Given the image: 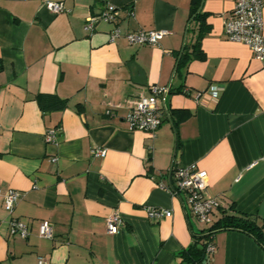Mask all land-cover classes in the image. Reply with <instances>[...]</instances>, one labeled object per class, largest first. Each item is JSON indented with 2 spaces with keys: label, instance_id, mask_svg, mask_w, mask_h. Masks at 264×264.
<instances>
[{
  "label": "crops",
  "instance_id": "crops-1",
  "mask_svg": "<svg viewBox=\"0 0 264 264\" xmlns=\"http://www.w3.org/2000/svg\"><path fill=\"white\" fill-rule=\"evenodd\" d=\"M60 1L65 10L54 14L45 0H0V189L22 195L12 215L0 196V264H180L178 254L211 226L161 187L173 165L208 173L207 194L221 203L213 224L235 213L264 225V62L225 37L234 0H202L205 58L179 70L198 34L192 0ZM107 3L123 33L169 34L157 46H134L111 42L114 24L86 31ZM155 85L170 87L167 120L154 136L130 131L126 115ZM212 86L216 102L204 96ZM39 94H56L68 108L44 114ZM95 148L105 157L94 158ZM148 207L172 217L151 220ZM114 211L124 225L110 235ZM11 217L28 225L27 239L10 235ZM45 221L52 239L39 236ZM210 240L216 252L206 264H264V248L243 231Z\"/></svg>",
  "mask_w": 264,
  "mask_h": 264
},
{
  "label": "built area",
  "instance_id": "built-area-1",
  "mask_svg": "<svg viewBox=\"0 0 264 264\" xmlns=\"http://www.w3.org/2000/svg\"><path fill=\"white\" fill-rule=\"evenodd\" d=\"M46 7L54 14L64 12V3L60 0H45ZM264 0H234V7L224 22V34L227 40L242 43L249 47L253 56L264 62ZM118 17L117 7L107 3L106 8L97 16L87 18L84 29L92 32L99 22L114 24L110 34L111 42L124 39L129 45L134 46H157L160 40L169 34L167 30H137L123 33L116 19ZM170 87L152 86L150 95L140 97L129 110L125 117L127 127L130 131H143L154 136L168 118L165 100L170 94ZM185 92H187L185 90ZM219 88L212 86L204 93L209 100L216 102L219 98ZM202 96L201 93L197 97ZM162 102V105H159ZM56 129L50 130L46 135L48 143L56 142ZM94 158H104L105 149H92ZM55 161V159H54ZM208 173L200 170L197 165L187 167H171L168 173V183L161 187L172 195L182 197L190 213L203 226L213 225L214 213L220 209L221 203L217 198L209 197ZM4 209L12 215L16 205L21 199V193L15 190L2 192ZM148 218L154 221L172 217V211L157 207L146 209ZM124 225L120 214L114 211L106 220V230L110 235H116ZM209 229V228H208ZM206 229V233L207 230ZM9 232L11 236L22 239L29 237V228L23 221L12 218L9 221ZM39 236L44 239H52V226L48 222H42L39 226ZM216 252L215 245L210 241L206 249V260ZM38 264H53L46 258L40 257Z\"/></svg>",
  "mask_w": 264,
  "mask_h": 264
},
{
  "label": "trees",
  "instance_id": "trees-1",
  "mask_svg": "<svg viewBox=\"0 0 264 264\" xmlns=\"http://www.w3.org/2000/svg\"><path fill=\"white\" fill-rule=\"evenodd\" d=\"M201 3L202 0L191 1L190 20L198 24V34L191 49L185 47L184 53L178 61V70L186 66L191 60H203L205 58L201 42L209 31V26L206 23L207 13L201 10ZM36 102L44 114L63 112L68 108V100L62 99L56 94H39L36 97ZM175 123L177 124L178 121ZM221 230L243 231L252 236L264 248V225L260 224L256 218L249 215L223 213L222 217L207 230V234L193 236L191 246L178 254L180 264H204L207 245L210 243L214 232Z\"/></svg>",
  "mask_w": 264,
  "mask_h": 264
},
{
  "label": "water",
  "instance_id": "water-1",
  "mask_svg": "<svg viewBox=\"0 0 264 264\" xmlns=\"http://www.w3.org/2000/svg\"><path fill=\"white\" fill-rule=\"evenodd\" d=\"M181 56V55H180ZM202 249V247H200ZM204 264H206V261L204 262Z\"/></svg>",
  "mask_w": 264,
  "mask_h": 264
}]
</instances>
